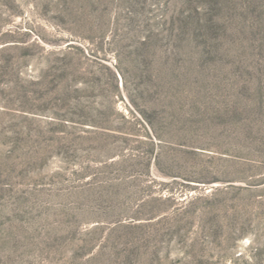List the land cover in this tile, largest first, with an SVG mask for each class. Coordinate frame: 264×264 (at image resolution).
<instances>
[{"label":"rangeland","instance_id":"1","mask_svg":"<svg viewBox=\"0 0 264 264\" xmlns=\"http://www.w3.org/2000/svg\"><path fill=\"white\" fill-rule=\"evenodd\" d=\"M0 264H264V0H0Z\"/></svg>","mask_w":264,"mask_h":264}]
</instances>
